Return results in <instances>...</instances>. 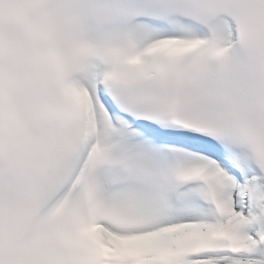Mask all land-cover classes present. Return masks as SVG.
I'll use <instances>...</instances> for the list:
<instances>
[{"label":"bare ground","instance_id":"6f19581e","mask_svg":"<svg viewBox=\"0 0 264 264\" xmlns=\"http://www.w3.org/2000/svg\"><path fill=\"white\" fill-rule=\"evenodd\" d=\"M141 30L146 44L159 38L157 30L149 25H141ZM194 30L193 26L187 25L180 35L188 37L190 32ZM213 30L216 35L222 37L224 44L229 45L231 43L229 27L225 22L215 23ZM96 74V69L88 68L83 75V79L91 88L92 106L97 110L103 138L107 141L111 135L124 134L125 139L121 148L131 147L136 154V162L145 165L143 174L133 173L129 177L128 184L119 187L115 185L124 180V175L117 167H107L105 169L107 184L113 188L111 192L112 204L126 208L129 216L134 221L131 226L124 225L119 230L125 235L138 238L136 242H129L127 245L122 246L125 255L129 252L130 256H132H126L125 264L135 263L134 260L139 255L144 256L147 261H152V259L163 256L167 250L179 252L196 244L204 243L210 238V232L216 227H223V223L233 224L232 227L226 226L224 230L240 232L243 239L242 243L246 245V248L254 245L256 239L264 237V200L260 204L255 203L253 205L255 207L251 209V214H247L249 215L248 218L254 219L255 225L248 222L247 218L240 220L237 217L238 214L240 212L245 214L243 210L249 209L252 206V202L251 206H249L245 205V202L236 200V198H244L237 192L238 183L235 191H232V179L228 172L225 171V168H232L240 178L244 177L242 172V168H244L255 182L252 183L253 186H249V189H253V195H260L263 199L264 177L255 172L249 162L243 161L239 153L233 154L230 150L224 152V155L227 156L225 157L227 160L224 159V161L228 162L225 165L228 164V166L220 164L218 160L211 162L210 158L203 157L205 159L204 162L211 163L213 167V183L220 193L226 197V211L221 215L212 214L209 222L201 220L198 223L196 219H204L206 214H209V210L202 209L198 205V201L203 199V190L201 188H190L178 195V206L181 208L182 213L174 215L175 210L167 207L161 197L163 183L162 156L153 145L144 144L133 139V134L127 129L128 126L124 128L121 124L115 126L111 123V117L94 88ZM184 156L186 158L184 163L187 167L201 162L192 160L186 154ZM239 162H242V164ZM246 192L247 187L244 194ZM233 204H237L239 212L236 215L232 214V218L225 220V216L230 212V205L232 206ZM169 226H179V228L175 232H167L166 228ZM255 227L258 228V232H255ZM208 255L205 253V255H200L192 260H186L184 264H243L240 260H243L244 257H249L248 255L216 254L218 258L205 260ZM251 257L255 258V260L250 264H264V243L254 251V255Z\"/></svg>","mask_w":264,"mask_h":264},{"label":"rangeland","instance_id":"374dc122","mask_svg":"<svg viewBox=\"0 0 264 264\" xmlns=\"http://www.w3.org/2000/svg\"><path fill=\"white\" fill-rule=\"evenodd\" d=\"M235 189H236V182L235 181H233L232 182V191H235ZM249 194V193H248ZM253 199H257V200H254L253 202H252V206L249 208V209H247L246 211H244L243 210V212L245 213V214H243V213H241L240 212V214H238V218L240 219V220H242L243 218H247L249 215H247V214H251V212H252V210L251 209H253L255 206H253V205H255V203H257V202H259V203H261V199H260V197L259 196H257V197H252ZM252 199V200H253ZM249 199L248 198H246V199H243V200H241L240 199V201L241 202H246V201H248ZM245 205H249L250 206V204H245ZM179 211V210H178ZM239 212V208L237 207V204L235 205V204H233L232 206L230 205V212L228 213V215H226L225 216V220H228V219H230V218H232V214H237ZM224 224V227H226V226H228V227H232V225L233 224H228V223H223ZM215 258H218V257H215V256H213V257H209L208 259H205V260H212V259H215ZM255 260V258H253V257H249V258H244L243 260H240V262L241 263H246V264H250V263H252L253 261Z\"/></svg>","mask_w":264,"mask_h":264}]
</instances>
